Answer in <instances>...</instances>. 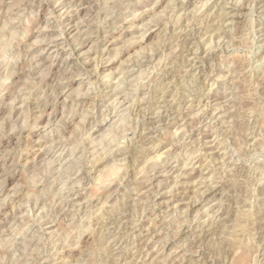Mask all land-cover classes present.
Returning a JSON list of instances; mask_svg holds the SVG:
<instances>
[{
    "label": "rangeland",
    "instance_id": "374dc122",
    "mask_svg": "<svg viewBox=\"0 0 264 264\" xmlns=\"http://www.w3.org/2000/svg\"><path fill=\"white\" fill-rule=\"evenodd\" d=\"M263 8L0 0V264H264Z\"/></svg>",
    "mask_w": 264,
    "mask_h": 264
},
{
    "label": "bare ground",
    "instance_id": "6f19581e",
    "mask_svg": "<svg viewBox=\"0 0 264 264\" xmlns=\"http://www.w3.org/2000/svg\"><path fill=\"white\" fill-rule=\"evenodd\" d=\"M185 4V3H184ZM173 5V4H172ZM233 7H231V11H235L236 10V5L235 4H233L232 5ZM264 9V8H263ZM231 12H227V14H230ZM234 13V12H233ZM224 15V14H223ZM223 17V16H222ZM222 20V19H221ZM179 23V22H178ZM177 23V24H178ZM218 24V23H217ZM75 26V25H74ZM77 29H78V27H77ZM80 30V29H79ZM174 32V31H173ZM222 32V31H221ZM224 32V31H223ZM222 32V33H223ZM66 33V32H65ZM68 34V33H67ZM61 35V34H60ZM69 41V40H68ZM80 44H82V42H80ZM12 45V44H11ZM227 45V44H226ZM182 46V45H181ZM225 47V46H224ZM71 48H72V46H71ZM196 48V47H195ZM74 49V48H73ZM162 54V53H161ZM97 55V54H96ZM201 55V54H200ZM90 58V57H89ZM95 66V65H94ZM150 68V67H149ZM263 68V67H262ZM243 70V69H242ZM121 76V75H120ZM165 78V77H164ZM139 79V78H138ZM213 79V78H212ZM140 80V79H139ZM214 80V79H213ZM135 84V83H134ZM133 93V92H132ZM250 94V93H249ZM120 100V99H119ZM188 101V100H187ZM136 105V104H135ZM150 108V107H149ZM175 109V108H174ZM128 110V109H127ZM247 112H248V110H247ZM126 113V112H125ZM78 120H80V119H78ZM263 123V122H262ZM114 125V124H113ZM127 126V125H126ZM122 132V131H121ZM49 133H50V131H49ZM107 134V133H106ZM9 142V141H8ZM93 149V148H92ZM93 151V150H92ZM134 152V151H133ZM94 154V153H93ZM82 156V155H81ZM71 159V158H70ZM96 159V158H95ZM119 159V158H118ZM53 162V161H52ZM149 162V161H148ZM72 163V162H71ZM263 163V162H262ZM65 166V165H64ZM72 166V165H71ZM260 166V165H259ZM2 167V166H1ZM263 167V166H262ZM117 169V168H116ZM68 170V169H67ZM113 170H115V169H113ZM261 170V169H260ZM61 174V173H60ZM68 174V173H67ZM62 175V174H61ZM259 175V174H258ZM182 180V179H181ZM60 182V181H59ZM52 184V183H51ZM71 185V184H70ZM124 186V185H123ZM67 188V187H66ZM153 188V187H152ZM66 190V189H65ZM13 193V192H12ZM31 193V192H30ZM253 197V196H252ZM4 200V199H3ZM108 201V200H107ZM192 203V202H191ZM61 204V203H60ZM3 205V204H2ZM12 208V207H11ZM264 214V213H263ZM6 215V214H5ZM99 219V218H98ZM102 220V219H101ZM106 229V228H105ZM4 232V231H3ZM56 237V236H55ZM143 244V243H142ZM167 244V243H166ZM237 244V243H236ZM141 246V245H140ZM237 246V245H236ZM168 250V249H167ZM238 250V249H237ZM236 251V250H235ZM139 252V251H138ZM252 260V259H251ZM253 262V261H252ZM258 263V262H257Z\"/></svg>",
    "mask_w": 264,
    "mask_h": 264
}]
</instances>
